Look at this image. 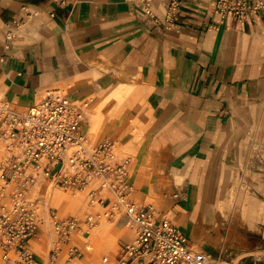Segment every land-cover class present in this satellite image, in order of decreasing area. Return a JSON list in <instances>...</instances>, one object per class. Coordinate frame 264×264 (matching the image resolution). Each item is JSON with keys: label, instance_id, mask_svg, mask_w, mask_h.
<instances>
[{"label": "crops", "instance_id": "obj_1", "mask_svg": "<svg viewBox=\"0 0 264 264\" xmlns=\"http://www.w3.org/2000/svg\"><path fill=\"white\" fill-rule=\"evenodd\" d=\"M117 83L136 88L108 110L106 136L93 137L116 138L138 154L131 178L138 197L158 181L149 156L152 164L173 158L172 173L191 164L185 187L193 190L173 195L186 202L178 219L185 228L172 221L191 236L208 212L197 171L236 148L248 109L264 100V7L238 24L216 0H181L171 22L161 0L151 14L141 0H0V96L27 107L69 86L72 102L103 92L106 103ZM85 130L92 134L88 118Z\"/></svg>", "mask_w": 264, "mask_h": 264}, {"label": "built area", "instance_id": "obj_2", "mask_svg": "<svg viewBox=\"0 0 264 264\" xmlns=\"http://www.w3.org/2000/svg\"><path fill=\"white\" fill-rule=\"evenodd\" d=\"M154 0H141L152 13ZM166 19H175L181 0H161ZM264 7V0H216L217 10L238 24H245ZM156 20L157 17L153 15ZM86 106L69 100L59 90H49L35 105L19 107L0 96V253L8 263L32 264L36 255L32 239L46 218L57 240L67 241L81 225L74 216L59 217L45 207L42 184L63 190H86L89 203L104 206L106 217L124 212L135 223L134 236L123 242L114 261L104 264H216L212 255L196 250L191 236L171 220L158 218L151 205L133 197L132 158L119 157L115 142L97 141L85 130ZM85 223L93 226L94 215ZM52 247L49 258L59 257ZM73 246L70 255L78 253ZM14 256H13V255ZM260 261V260H259Z\"/></svg>", "mask_w": 264, "mask_h": 264}, {"label": "rangeland", "instance_id": "obj_3", "mask_svg": "<svg viewBox=\"0 0 264 264\" xmlns=\"http://www.w3.org/2000/svg\"><path fill=\"white\" fill-rule=\"evenodd\" d=\"M120 83L122 84L123 80ZM120 86L117 83L115 90L109 96L106 103L102 102L105 97L103 92H95L88 97L78 100L83 105H87L88 126L91 129L92 137L96 135L106 136L105 127L109 114L108 110H112L115 103H120L127 94L136 88ZM119 87L121 90L116 91ZM58 88L64 95H69V86ZM43 95L44 92L37 97L33 105L37 104ZM94 98L96 99L94 100ZM248 114L249 121H247L242 130L241 138L236 143V148L231 153L229 152L228 155L225 154L224 160L219 165L211 166L209 171H197L199 179L201 177L203 179V185L196 187L198 189L197 196L201 200H206L205 207H207L208 212L204 215L202 226L199 229L200 236L196 239L197 241L200 240L199 245L194 246V248L209 252L215 261L230 262L232 264H264V257L261 259L256 258L260 256L257 253L264 251V100L249 108ZM132 133L134 135L138 134L134 130ZM114 140L119 157L129 156L133 162H136L138 154L128 151L124 144L120 143L116 138ZM171 160L173 158L163 155L159 163L153 162L152 164L149 156L146 164L153 169L154 176L158 178L157 184L164 182L167 184V189L162 188L159 190L156 184L154 188L150 189L148 197H138L137 190L134 189L133 197L140 205H151L158 218L169 219L185 228L184 224L178 222V219L182 216L184 208L187 207L186 202L176 200L173 195L175 193L183 195L184 190H193L191 186L185 187L188 180L191 179L189 178L191 177V164L187 166L185 164L182 171L172 173L170 171ZM131 175L133 178L134 169L132 166ZM170 180L174 181V187ZM57 189L62 194L78 192L87 197L85 191ZM164 193L166 194L164 195ZM252 199L258 201L260 212V217L257 220L255 228L246 226L242 220V212ZM177 205L179 207L176 208L175 206ZM92 207L94 206L92 205ZM55 208L59 217H66L68 215L78 217L81 220V225L78 228L80 231L72 233L67 241H59L52 233L49 226L51 223L48 222L49 224L47 223L48 225L44 226L46 232L38 233L34 237L35 242L32 241V249L36 255V259L32 264H71L72 260L84 257L82 253L89 239L87 243L84 241L92 232L97 222L98 226L95 228H100V225L105 226V228L112 227L113 224L119 222L120 215H126L125 213H116L115 220L112 218L108 219L104 215L108 209H101L99 212L101 217L98 218L94 215L96 223L93 224V227L85 223L86 216L91 214L89 213L91 211L89 205L84 214L77 213L75 207L66 206L59 208L56 206ZM195 217L194 220H197L198 215L195 214ZM110 223L112 224L111 226L108 225ZM84 228H87L84 232L85 235H81L79 232ZM40 235L43 236V239L39 237ZM93 236L94 234L89 238L91 239ZM132 238L126 235H116L114 247H110L107 252L103 250L98 251L97 259L99 264H104L102 259L105 255H109L113 261L117 259L121 253L120 248L123 242L129 241ZM192 241L195 243L193 239ZM73 246H76L79 252L70 255ZM52 247H60L59 257L55 261H51L49 258V251ZM242 253L247 255L239 258ZM0 260L3 264H23L19 261L8 263L3 260L1 253Z\"/></svg>", "mask_w": 264, "mask_h": 264}, {"label": "bare ground", "instance_id": "obj_4", "mask_svg": "<svg viewBox=\"0 0 264 264\" xmlns=\"http://www.w3.org/2000/svg\"><path fill=\"white\" fill-rule=\"evenodd\" d=\"M122 85H128V82L123 80ZM157 186H158V189L161 190L162 188H166L167 184L164 182H160L157 184ZM38 189H40V191H41V189H43L41 193L44 197H42L41 201L45 207H47V206L56 207L57 206L59 208H63L66 206H70V207H75V210L77 213L84 214L87 210V206L89 205L91 207L90 208L91 211L89 213L96 215L98 218L101 217V215L99 214L100 210L105 209L104 206L100 203H97V202H94L92 204L89 203V198H88L86 190H76V191H80V192L85 191L87 197L82 195V194H79L78 192H72L71 194H62L60 191H58V189L55 186L48 185V184H42L36 188V190H38ZM166 193H164V195ZM92 205L94 207H92ZM116 213H124V212H116ZM104 215L106 216V213ZM120 217L121 218L117 224H113V225L111 223L108 224L110 226L112 225V227L105 228V226L100 225V228L99 227L95 228L96 226H98V222H97L96 226L95 227L93 226L94 228L92 227L94 230V233H90L89 236H87V239H89V242L87 241L88 243L86 244V246L83 250L82 254H84V257H82L80 259L72 260L71 264H99L98 259H97L98 251L103 250V251L107 252V250L110 247L111 248L114 247L116 235H119V234L120 235H126V236L132 238V236H134L135 223L127 216V214L126 215H120ZM259 217H260L259 203H258V201L252 199L250 204L242 212V220H243L244 224H246V226H248L250 228H255V225H256ZM114 218H115V215L113 216L112 219H114ZM192 219H194L193 216H192ZM48 222L51 223L49 217L46 218L44 226ZM195 225H197V224H195ZM49 226L51 228V224H49ZM86 229L85 228L82 229L81 232H79V233L81 235H85L84 232ZM76 231H80V229L75 230L73 233H75ZM86 234H88V233H86ZM92 234H94V236L90 239L89 237ZM199 236H200L199 228L196 226L192 231L191 237L193 240H196L199 238ZM39 237H41V239H43V236L40 235ZM32 241L35 242L34 238L32 239ZM257 254L260 255V256L256 257L257 259H261L264 257V251H261L260 253H257ZM105 256H109V255H105ZM102 261H103V259H102ZM215 263L216 264H232L230 262H221L218 260H216ZM0 264H3L1 262V260H0Z\"/></svg>", "mask_w": 264, "mask_h": 264}]
</instances>
